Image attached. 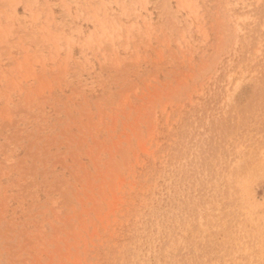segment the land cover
I'll return each instance as SVG.
<instances>
[{
  "label": "rangeland",
  "instance_id": "1",
  "mask_svg": "<svg viewBox=\"0 0 264 264\" xmlns=\"http://www.w3.org/2000/svg\"><path fill=\"white\" fill-rule=\"evenodd\" d=\"M0 264H264V0H0Z\"/></svg>",
  "mask_w": 264,
  "mask_h": 264
}]
</instances>
